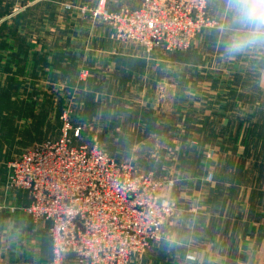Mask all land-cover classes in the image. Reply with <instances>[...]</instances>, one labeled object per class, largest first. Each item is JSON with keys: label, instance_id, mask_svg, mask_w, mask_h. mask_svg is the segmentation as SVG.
I'll list each match as a JSON object with an SVG mask.
<instances>
[{"label": "rangeland", "instance_id": "rangeland-1", "mask_svg": "<svg viewBox=\"0 0 264 264\" xmlns=\"http://www.w3.org/2000/svg\"><path fill=\"white\" fill-rule=\"evenodd\" d=\"M27 1L12 0L11 6L7 2L5 13L14 14L0 24L1 49L23 55L31 42V52L34 43L37 53L35 92H26L28 86L14 74L7 75L5 83L0 78V243L8 228L1 207L5 188L11 189L4 185L6 162L57 138L66 114L69 123L80 128L75 143L95 141L114 160L150 172L171 205L160 238L127 264H208L210 246L220 252V230L227 227L221 219L224 199L229 195L230 213L236 207L239 189L237 182L230 189L224 185L226 172L235 168L232 180L238 176L253 200L264 201L260 78L225 76L219 60L197 62L194 57L189 66L188 53L203 30L185 50L146 52L136 43L119 41L111 26L90 16L98 0H66L63 5L38 1L24 8ZM139 1L131 0L128 6ZM210 17L217 26L208 30H217L220 20ZM62 22L69 28H61ZM213 67L221 75L200 74ZM14 209L18 224L10 228L22 264H49L47 224L33 221L24 206ZM65 261L79 264L71 254Z\"/></svg>", "mask_w": 264, "mask_h": 264}, {"label": "built area", "instance_id": "built-area-1", "mask_svg": "<svg viewBox=\"0 0 264 264\" xmlns=\"http://www.w3.org/2000/svg\"><path fill=\"white\" fill-rule=\"evenodd\" d=\"M89 11L119 41L146 52L185 50L196 34L217 26L207 0H141L136 8L115 11L98 0ZM86 75L84 70L80 76ZM61 123L57 138L6 162V186L25 191V213L49 224V264H66L68 254L79 264H127L160 238L171 205L150 172L114 160L95 141L75 143L80 128L66 114Z\"/></svg>", "mask_w": 264, "mask_h": 264}, {"label": "crops", "instance_id": "crops-1", "mask_svg": "<svg viewBox=\"0 0 264 264\" xmlns=\"http://www.w3.org/2000/svg\"><path fill=\"white\" fill-rule=\"evenodd\" d=\"M18 1L21 2L25 0ZM38 1L54 2V0H33L29 1L28 3L26 2L24 8L34 7L36 3H38ZM57 1L61 2L62 5L68 3L66 0ZM73 1L77 3V0ZM140 1L135 6H128L131 5V0H107L106 7L110 11H115L122 7L136 8L137 6H139ZM7 2L8 6H11L12 0H0V24L14 14V12L10 13L11 10L5 13L4 7ZM17 4L20 5L19 3ZM221 6L222 0H207L208 14L213 16V18L220 20L219 12ZM18 8L19 6L17 7V9ZM19 9H21V7ZM61 9L64 10L63 8ZM65 27L69 28V24L66 22H62L61 28ZM26 45L28 46V51L23 55L15 54L11 51L6 52L7 50L0 48V78L1 82L5 83V78L7 77V75L10 77L14 74L16 77L24 80L23 86L24 88L28 86L26 92L30 93L36 91L37 53L36 45L34 43L32 52L31 42L26 43ZM222 51L223 44L220 33L217 30L211 31L208 29H204L203 32L195 37V40L192 43V46L188 53L189 66L191 65V61H194V57L197 62H200L202 59H205L206 63L211 60L212 63L215 60H219L221 66L220 68L222 69L221 73L223 75L229 77L236 75L244 77L246 75L257 76L260 78L259 81L261 82V85H264V53L257 52L237 56L233 59H227L222 56ZM214 66L218 65L214 64ZM213 68L204 70L200 74L205 77H214L221 75L216 72V69H218L217 67L215 69ZM192 75L196 76L197 74L193 72ZM31 86L33 87L32 89ZM233 169L235 168H231L226 172L227 177L224 185L227 186L228 189H230L231 187H234V183L237 182V189H239V191H237V196L235 199V211H232L231 213L229 211L230 203L228 195L224 199L226 200V202L224 201V211L223 215L221 216L222 221H224V223H227V227H224L220 230V252L217 253L218 250L216 248L213 252V248L216 245L210 246L211 252L208 255V264H264V208H262V205H264V203L262 202L264 201L260 200L259 198H254L255 200H253L249 196V189L245 191L244 185H239V182L241 181L239 180L238 176V180L236 179L237 181L232 180V177L230 176L232 173H234ZM6 174L7 169L5 165V186ZM254 189L255 188H253V192ZM5 190L8 193L6 194V197L3 198L4 203L2 204L1 209H4V211L7 212L6 214H4V224L8 228L4 230V237L2 236L5 240L4 243H0V264H22L21 248L20 245L17 244V236L13 234V231L11 230L13 229V227H15L16 224H18V218L15 219L16 214H14V208L16 207V205L24 206L25 208L29 204V197L25 191L20 189L5 188ZM17 197L21 198L23 202L19 203L17 201ZM4 204H6V207L4 206ZM11 204H14L15 207H8ZM237 206H243V209L239 210ZM45 223L47 224L48 228L49 224L47 222ZM10 227H12V229ZM68 257L69 256H67V258Z\"/></svg>", "mask_w": 264, "mask_h": 264}, {"label": "clouds", "instance_id": "clouds-1", "mask_svg": "<svg viewBox=\"0 0 264 264\" xmlns=\"http://www.w3.org/2000/svg\"><path fill=\"white\" fill-rule=\"evenodd\" d=\"M219 16L224 58L264 53V0H222Z\"/></svg>", "mask_w": 264, "mask_h": 264}]
</instances>
